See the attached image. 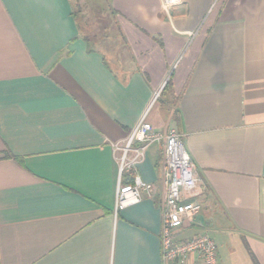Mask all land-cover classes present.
I'll list each match as a JSON object with an SVG mask.
<instances>
[{"label":"crops","instance_id":"obj_1","mask_svg":"<svg viewBox=\"0 0 264 264\" xmlns=\"http://www.w3.org/2000/svg\"><path fill=\"white\" fill-rule=\"evenodd\" d=\"M109 9L116 32L89 44L73 0H0V264H161L162 145L138 165L151 196L115 212L113 146L144 115L199 179L178 239L264 264V0Z\"/></svg>","mask_w":264,"mask_h":264},{"label":"built area","instance_id":"obj_2","mask_svg":"<svg viewBox=\"0 0 264 264\" xmlns=\"http://www.w3.org/2000/svg\"><path fill=\"white\" fill-rule=\"evenodd\" d=\"M177 3L178 0H165L167 8ZM160 94H155L153 103ZM153 145H162L164 152L161 264H220L217 245L210 236L201 234L190 239H178L185 221L197 216L202 204L193 200L199 179L195 165L184 148L182 134L175 128L158 131L146 121L144 115L125 143L113 146L115 153L119 152L115 158L120 170L115 212L140 203L144 195L151 196L153 186L141 179L138 165L145 160L148 149ZM123 174L131 175L130 184H123Z\"/></svg>","mask_w":264,"mask_h":264},{"label":"rangeland","instance_id":"obj_3","mask_svg":"<svg viewBox=\"0 0 264 264\" xmlns=\"http://www.w3.org/2000/svg\"><path fill=\"white\" fill-rule=\"evenodd\" d=\"M73 2L81 35L87 41L95 44L103 37H108L116 32L113 16L109 9L111 0H73Z\"/></svg>","mask_w":264,"mask_h":264},{"label":"trees","instance_id":"obj_4","mask_svg":"<svg viewBox=\"0 0 264 264\" xmlns=\"http://www.w3.org/2000/svg\"><path fill=\"white\" fill-rule=\"evenodd\" d=\"M75 15H77V14H75ZM86 41H87V40H86ZM87 43L90 44L89 41H87ZM170 87H171V83H170V82H167V85H166L164 91L168 92L169 96L171 97V104H172V105H175V103H176V99H175V97H174V94L170 91V89H171ZM164 91H163V92H164ZM160 95H161V94H160ZM122 182H123V184H130V183L132 182V181H131V175H130V174H123Z\"/></svg>","mask_w":264,"mask_h":264}]
</instances>
